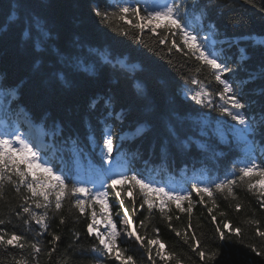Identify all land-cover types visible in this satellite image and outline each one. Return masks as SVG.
<instances>
[{
	"label": "trees",
	"instance_id": "obj_1",
	"mask_svg": "<svg viewBox=\"0 0 264 264\" xmlns=\"http://www.w3.org/2000/svg\"><path fill=\"white\" fill-rule=\"evenodd\" d=\"M169 4L179 6L197 41L204 43L203 37L208 35L214 39L213 46L202 50L215 52L211 58L219 57L217 63L226 61L229 71L221 78L245 105L239 110L247 121L243 140L233 137L228 128L237 121L219 111L222 100L218 93L223 85L207 67L190 53L185 55L187 49L170 52L171 37L165 44L159 43L166 37L163 28L158 26L152 32L149 25L136 40L138 30H129L130 24L112 15L127 5L143 17L139 3L0 0V122L3 119L7 127L16 123L26 131L33 128L36 135L31 141L46 150L56 168L70 177L66 183L79 182L95 191L94 182L83 180V175L91 172L99 179L97 173L106 175L108 161H114L125 166L122 174L135 171L146 183L182 195L193 184L205 187L232 179L250 159L264 167V0H169ZM133 23L145 22L133 19ZM120 27L128 34L120 33ZM192 79L201 81L209 93L204 104L191 99L201 90ZM109 132L113 151L104 159L100 149ZM115 178H106L108 212L100 215L99 204L94 210L96 218L106 221L111 215L123 228L117 214L122 215L124 209L109 183ZM131 183L117 185L115 191L121 192L131 217L130 228L143 242L135 236L118 237L114 249L122 253L121 260L113 250L100 257L102 264H122L129 256L133 264H264V237L257 234V230L264 231V209L259 193L248 191L246 183L233 186L235 198L225 190L214 192L212 199L204 194V203H200V196L191 192V216L175 202L162 214V198L157 193L150 194L152 210L146 204L141 207L143 196L138 187L133 192V212L132 199L126 195ZM20 203L14 186L6 183L0 194V220L4 221L0 234L5 240L13 233L23 239L0 246V264H95L91 247L97 241L85 227L91 210L85 218L70 210L65 201L60 213L49 210V228L44 232L27 215H16ZM179 203L182 208L189 205L188 200ZM237 203L242 206L239 210ZM225 222L229 228L224 227ZM217 226L230 238L220 239ZM235 228L241 229L240 235L230 231ZM77 232L79 237L74 235ZM48 233L60 237L55 246L49 243L52 236ZM193 235L201 250L220 253L216 260L200 259L193 249ZM153 239L160 243L152 245L150 260L147 242ZM32 244H38L41 253L34 254ZM157 249L166 259L156 255Z\"/></svg>",
	"mask_w": 264,
	"mask_h": 264
},
{
	"label": "snow or ice",
	"instance_id": "obj_2",
	"mask_svg": "<svg viewBox=\"0 0 264 264\" xmlns=\"http://www.w3.org/2000/svg\"><path fill=\"white\" fill-rule=\"evenodd\" d=\"M245 3H252V0H245ZM97 15H101L97 11ZM114 18L125 21L131 25L129 30H138V34L135 36L136 40H140L142 33L146 28H149L148 23H133V19L143 20V21H156L159 27L163 28L166 32L165 39H161L159 43L165 44L168 37L172 38L171 46L169 51L171 52L173 48L177 51H184L185 55L189 53L200 61L205 67H207L210 73L214 76L215 80L223 85V90L218 93L220 99L223 101L221 105L218 106L219 111L222 114H227L231 116L233 120L237 121L240 125L247 123L245 116L239 111L245 107L241 103L240 99L237 98L236 92L232 89L231 85L226 79H222V73L228 72L226 61L217 63V58H211L213 54L208 52L207 54L202 48L205 47L206 42L197 43L198 36L193 35V31H190V25L181 16L179 11V6L177 4H168L162 6L160 10L148 11L146 16L140 17L135 8L125 5L119 9L118 13L112 14ZM186 15V13H185ZM126 17H131L133 19H126ZM107 20V13L103 16ZM164 20L166 22L161 23ZM152 32L156 31L155 27L150 29ZM123 35H127V31L123 27L118 30ZM179 41V42H178ZM199 71V69H197ZM192 84H200L201 90L195 92L191 99L199 104L205 103V98L209 96V93L204 89L203 83L196 79H192ZM228 94H231L230 96ZM231 104V108L227 105ZM208 106H211L209 102ZM236 110V111H233ZM16 145V146H14ZM101 154L104 159H107L113 151V139L112 135L106 133L104 143L100 149ZM16 154H19L18 156ZM37 169H42L38 172ZM238 175H233L232 179H225L219 182L210 184L205 187H201L198 184H193L192 189L184 192L182 195L175 190L165 191L162 187H156L152 182H145L143 178H140V174L132 171L130 174H117L115 179L109 181L111 189L115 192V197L119 201L120 208H123V214H117L120 216L119 224L123 226L122 230H117V225L113 222L112 216H106V223L108 225L106 232H101L96 226L98 221L96 219L98 213L94 210L95 204L102 206L100 215H104L108 212L109 204L107 196L108 191H94L93 189L86 188L82 186L81 183H66L70 179L68 175H65L62 171L56 168L54 162L50 160L47 156L46 150H42L39 145H34L31 140L19 132L15 133H0V194L3 193L6 183L14 186L16 194L19 196L21 203L18 205L19 211L16 213L18 217L23 218L24 215L29 217V220L34 221L36 225H39L44 232L48 231L49 228V215L48 212L51 210L53 214H58L63 211V205L65 201L68 202L69 208L75 209L79 214L88 218V210H91L90 222L86 224V231L89 235L95 233L96 244L91 247V253L95 254V264H102L100 257L105 254L111 255L114 248L117 245V237L126 236L131 238L135 236L136 241L143 242V237L136 235L135 229L130 228L131 217L128 215V210L124 208V199L120 191H115L117 185H124L128 182H132L129 185L128 192L126 195L132 199L133 202V212H135V198L133 196L134 190L138 187L139 192L143 196V207L146 204L149 210L154 207V201L152 200L150 194L157 193L162 198L159 205L160 211L164 214V209L166 206L175 202L177 208L183 212H187L189 216L192 213V202H191V192H195L200 196V203H204V194H207L209 199L213 198L214 192L223 193L225 190L229 195H233V186L240 183H246L247 190L253 193H259L260 198V208L264 209V167L258 165L254 159H250L245 163V166L240 167L238 170ZM256 177H261L260 180L253 182ZM23 189V191H22ZM188 200L189 205L187 208H182L180 201ZM214 202V201H213ZM35 209H44L43 212H36ZM241 204L237 203L236 208L239 210ZM212 209H209L211 213ZM221 215H224L221 213ZM170 220L171 217L169 216ZM213 222H215L216 217H212ZM29 220H24V224H28ZM61 223H64V218L61 217ZM252 223H258L257 221H252ZM4 221L0 220V225H3ZM189 226L191 223L189 221ZM169 227L171 225L169 224ZM225 228H229L227 222L224 223ZM158 232V229L156 230ZM236 235H240L241 229L235 228L230 229ZM216 232L219 234L220 239H229V235L226 234L222 229L217 226ZM0 233H4V229L0 228ZM52 236L51 243L53 246L60 240V237L54 233H48ZM177 236L180 235L179 232L176 233ZM257 234L264 237V231L257 230ZM79 237V233L74 234ZM187 236V233H185ZM23 237L13 233L10 238L5 240V235L0 234V246L14 245L15 242L22 240ZM192 241H196L193 245L194 251L200 257L202 261H214L217 256L220 255L217 251H212L210 254L205 250H201L198 245L199 241L196 236L191 237ZM189 241L186 239L185 243ZM148 258L151 260L152 257V245L159 244L158 239L148 240ZM18 247H24L23 244H17ZM34 254H39L42 248L38 244L31 245ZM164 245H160V249H163ZM160 249L156 250V255L160 259H166L165 256L161 254ZM255 250V249H253ZM122 253L117 252L116 259L121 260ZM23 264V262H21ZM122 264H133V258L131 256L127 257L122 261ZM179 264V262H178Z\"/></svg>",
	"mask_w": 264,
	"mask_h": 264
},
{
	"label": "rangeland",
	"instance_id": "obj_3",
	"mask_svg": "<svg viewBox=\"0 0 264 264\" xmlns=\"http://www.w3.org/2000/svg\"><path fill=\"white\" fill-rule=\"evenodd\" d=\"M133 1L140 3L141 9L144 12L143 16H146L148 11H153V10H157L158 11V10H160V8L162 6H165V4H166V0H133ZM144 22L148 23L150 26L155 27V28L159 26L156 21H144ZM210 39L211 38H208L206 40L203 39V42H206V44H207V45H205V48H206V46H209V48H210L213 45ZM222 103H223V101H220L218 105H221ZM227 106L229 108H231V104H229ZM233 111H236V110H233ZM229 123H231V121H229ZM1 124L5 125L6 122L3 119H1ZM16 125L17 124L13 125L14 126L13 129H15L16 132H19V133L22 134V132L19 131V129H17L15 127ZM228 128H229L231 134L233 135V137H235L237 139H240V140L244 139V127H243V125H240L238 122H236V123L232 122L230 127H228ZM14 146H16V145H14ZM107 166L109 168V171H110L109 174H111V177H117V174H121L122 170L124 169L123 165L115 163L114 161L112 163L109 162ZM103 176H101L102 180H103ZM95 189H96V191H105V183L103 184V181H100L98 183V185L95 186ZM96 219L98 221V224L96 226L99 228V230L101 232H106L107 228H108V225H107L106 221L105 220L101 221L100 218H96ZM117 230L118 231L122 230V227L120 228L119 226H117ZM117 252L118 251L116 249H114V253L116 254Z\"/></svg>",
	"mask_w": 264,
	"mask_h": 264
}]
</instances>
